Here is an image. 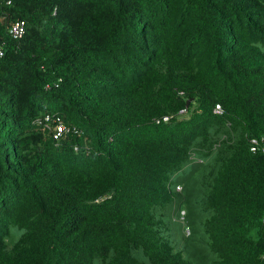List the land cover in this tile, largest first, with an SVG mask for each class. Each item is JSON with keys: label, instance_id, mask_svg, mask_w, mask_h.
Here are the masks:
<instances>
[{"label": "trees", "instance_id": "16d2710c", "mask_svg": "<svg viewBox=\"0 0 264 264\" xmlns=\"http://www.w3.org/2000/svg\"><path fill=\"white\" fill-rule=\"evenodd\" d=\"M8 1L0 264H264V0ZM56 113L90 153L51 138ZM193 155L180 193L210 216L176 249Z\"/></svg>", "mask_w": 264, "mask_h": 264}, {"label": "clouds", "instance_id": "9594fccd", "mask_svg": "<svg viewBox=\"0 0 264 264\" xmlns=\"http://www.w3.org/2000/svg\"><path fill=\"white\" fill-rule=\"evenodd\" d=\"M10 1V0H9ZM8 5H12L11 1L10 3H6ZM2 0H0V21L2 23H4V27L7 30V36L10 37L11 39L17 40V38H15L11 32H10V28L12 27V25L17 22V21H25L23 19H17V20H13L9 17V15L6 14L5 11H2ZM26 27H27V23L25 21V31H26ZM24 35V34H23ZM23 37V36H22ZM19 37V38H22ZM0 45L2 46V50H3V54H0V57L4 56L5 54V48L7 45V37H5L1 32H0ZM188 100L190 101V104L192 102L191 98H188ZM187 101H186V109H183L181 112H186L187 108L190 107V104L187 105ZM224 112L223 107L221 106V104H217L214 108V113L216 114H222ZM169 118H171L170 115L165 116L163 118L164 121L169 120ZM46 119L51 120L52 123L54 124V128H50L53 133H51L50 135L52 136L51 138H54L56 141H60L61 139L65 138L67 135L69 134H73L75 136H77L78 138H82L83 139V146H81L79 143H77L75 145V150H79L81 148H83V150H85L86 153H90L91 151V146H90V139L89 137L85 134V131L80 128L78 125L75 124H71V123H67L59 114H53L50 115L48 114L46 116ZM158 122H160V120H158ZM264 141L263 137H253L251 138V150L256 151L257 147H259V145L262 144V142ZM253 148H256L255 150ZM195 161H203V159L201 157H199L198 155H193L192 156V160L187 162L182 169L178 170L176 173L173 174L172 179H171V188L174 190L175 194H177V192H181L183 189V184L178 182V177L180 176V174H185L186 177L188 178H192L193 179V172H194V162ZM104 197L99 198L97 201L103 200ZM179 208H180V215L181 218L183 220V223L186 219V215L188 214L189 209L187 207H185L183 204H178ZM263 217V216H262ZM263 223V221H262ZM264 226V223H263ZM192 234V229L190 226L186 225L184 226L183 229V244L182 246H177L176 245V249H182L183 245L186 242V238L190 237ZM170 235V232H169ZM173 239V238H172ZM174 241V239H173ZM172 241V242H173ZM175 242V241H174ZM176 244V242H175Z\"/></svg>", "mask_w": 264, "mask_h": 264}, {"label": "rangeland", "instance_id": "374dc122", "mask_svg": "<svg viewBox=\"0 0 264 264\" xmlns=\"http://www.w3.org/2000/svg\"><path fill=\"white\" fill-rule=\"evenodd\" d=\"M193 181L192 178H188L185 174H180L178 177V182L182 183L183 185ZM177 199L179 200L180 204H183L185 207L189 209L188 214L186 215V219L183 223V220L180 215V208L177 205L169 209L166 214L167 219L170 222V236L174 239L177 246H182L183 244V229L184 226L188 225L193 230L196 229L198 232H204V219L206 220L210 216V212L204 213V219L201 213L197 211H191V203L195 202L197 199L193 197H188V194L179 193L177 192ZM204 238V234H203ZM208 248V247H207Z\"/></svg>", "mask_w": 264, "mask_h": 264}, {"label": "built area", "instance_id": "2783aa9c", "mask_svg": "<svg viewBox=\"0 0 264 264\" xmlns=\"http://www.w3.org/2000/svg\"><path fill=\"white\" fill-rule=\"evenodd\" d=\"M8 3H10V1H8ZM10 32L11 34L15 37V38H19L22 37L24 32H25V21H17L15 22L12 27L10 28ZM0 54H3V50H2V46L0 45ZM254 150L256 148H253ZM262 221L264 223V214L262 217Z\"/></svg>", "mask_w": 264, "mask_h": 264}, {"label": "water", "instance_id": "95a60500", "mask_svg": "<svg viewBox=\"0 0 264 264\" xmlns=\"http://www.w3.org/2000/svg\"><path fill=\"white\" fill-rule=\"evenodd\" d=\"M190 101H191V100H188V101H187V105H189V104H190Z\"/></svg>", "mask_w": 264, "mask_h": 264}]
</instances>
